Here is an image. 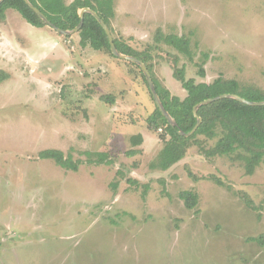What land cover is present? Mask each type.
I'll return each instance as SVG.
<instances>
[{
    "label": "rangeland",
    "instance_id": "obj_1",
    "mask_svg": "<svg viewBox=\"0 0 264 264\" xmlns=\"http://www.w3.org/2000/svg\"><path fill=\"white\" fill-rule=\"evenodd\" d=\"M111 25L180 97L183 66L198 82L222 75L264 90V0H114ZM51 28L12 8L0 24V264H264L253 240L264 234V164L247 174L194 144L152 169L164 142L149 125L157 105L141 67ZM159 29L189 37L193 59L158 43ZM45 149L78 168L41 158ZM185 189L199 195L194 209Z\"/></svg>",
    "mask_w": 264,
    "mask_h": 264
},
{
    "label": "trees",
    "instance_id": "obj_2",
    "mask_svg": "<svg viewBox=\"0 0 264 264\" xmlns=\"http://www.w3.org/2000/svg\"><path fill=\"white\" fill-rule=\"evenodd\" d=\"M30 1L44 12L54 24L65 30L76 28L81 21L80 11L89 7L105 20L113 34L111 20L114 17V0ZM10 8L17 10L28 23L35 27L51 28L25 0H4L0 3V24L5 21L6 12ZM76 34L79 36V44L82 48L90 46L95 50H105L113 55L106 31L93 14L89 12L84 14V24ZM65 38H69V36H65ZM155 39L158 43H165L193 59L189 37L175 33L165 34L159 29ZM114 41L120 52L136 56L145 63L152 74L157 92L165 108L178 122L177 127L171 126L157 106L149 116L150 127L155 131L162 130L160 139L164 142L158 157L151 163L152 169L164 171L170 169L185 158L189 148L194 144L199 145L201 151L209 158L231 157L233 161H238L244 167L247 174H253L259 165L264 164V105H248L233 98H223L203 104L198 110V114L202 117L198 129L190 136L179 133V130L188 133L196 125L197 118L193 109L198 103L226 93L237 94L251 101H264V90L254 85L242 84L237 79H229L222 75L212 82H198L193 77H186L185 66H183L174 71L175 78L181 82L186 91L185 97H180L173 94L170 89L156 79L153 74V65L149 61L150 54L147 51H138L122 38L114 37ZM203 56L202 61L197 63L198 75L201 78H205L207 75L205 64L209 59L208 54H203ZM141 74L148 84L142 70ZM0 79L2 78L0 77ZM108 98L113 102L111 96ZM201 136L205 138H200ZM143 140L144 137L141 133L131 137L133 146L141 145ZM209 140L215 141V143L212 146H206L205 144ZM131 153H135V151ZM39 155L43 159H53L61 167L69 169H77L80 162L74 160L71 155L66 156L59 149H45ZM189 175L194 180H198V176L191 169ZM217 180L222 182L220 179ZM129 181L132 184H138L136 179L130 178ZM117 184H114V188L117 187ZM144 186L146 187L144 192H146L148 185ZM180 197L189 209H194L198 204L199 195L195 190L185 189L180 193ZM247 201L252 204V201ZM253 240L264 246V234L253 238Z\"/></svg>",
    "mask_w": 264,
    "mask_h": 264
},
{
    "label": "water",
    "instance_id": "obj_3",
    "mask_svg": "<svg viewBox=\"0 0 264 264\" xmlns=\"http://www.w3.org/2000/svg\"><path fill=\"white\" fill-rule=\"evenodd\" d=\"M3 1L4 0H0V3H2ZM25 1L42 18V20H44L47 23L48 26L52 27L58 33L63 34L65 36H69V35H72L74 33H77L82 28V26L84 24V14L85 13L89 12V13L93 14L96 17V19L100 22V24L102 25L104 30L106 31V34L108 36V39H109V42H110L111 51H112L113 55L118 57V58H121V59H124V60H127V61H131L133 63H136V64H138L141 67V69H142V71H143V73H144V75L146 77V80L148 82L150 91H151V93L153 95V98L155 100V103H156L157 107L159 108V110L161 111V113L164 115V117L167 119V121L169 122V124L171 126H173V127H177L178 126L177 120L165 108V106H164V104H163V102L161 100V97L159 96V93L157 92L156 84H155V82L153 80L152 74H151L150 70L148 69V67L138 57L133 56V55H127V54H124V53L119 51V49L117 48V46L115 44L114 37H113V34H112V31H111L110 27L105 22V20L95 10H93V9H91L89 7L82 9L80 11L81 21H80L79 25L76 28L72 29V30H65V29L60 28L56 24H54L47 17V15L44 12H42L38 7H36L30 0H25ZM223 98H233V99L239 100V101H241V102H243L245 104H248V105H258V106L264 105V101H251V100H248V99H246V98H244V97H242L240 95H237V94H232V93L221 94V95H218L216 97L206 99V100L198 103L197 105H195L193 111H194V115L197 118L196 125L188 133L184 132L183 130H179V133L182 134V135H185V136L192 135L198 129V127L200 126V124L202 122V117L198 114L199 108L203 104L211 103L213 101H216V100H219V99H223Z\"/></svg>",
    "mask_w": 264,
    "mask_h": 264
},
{
    "label": "crops",
    "instance_id": "obj_4",
    "mask_svg": "<svg viewBox=\"0 0 264 264\" xmlns=\"http://www.w3.org/2000/svg\"><path fill=\"white\" fill-rule=\"evenodd\" d=\"M38 28V27H37Z\"/></svg>",
    "mask_w": 264,
    "mask_h": 264
}]
</instances>
